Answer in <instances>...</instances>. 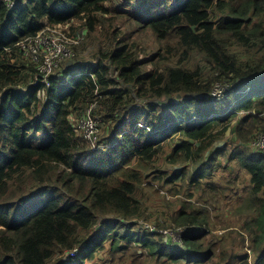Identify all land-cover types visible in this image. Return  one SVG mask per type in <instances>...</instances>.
<instances>
[{"label": "trees", "instance_id": "obj_1", "mask_svg": "<svg viewBox=\"0 0 264 264\" xmlns=\"http://www.w3.org/2000/svg\"><path fill=\"white\" fill-rule=\"evenodd\" d=\"M66 25L95 54L58 68L67 85L35 84L19 44ZM93 104L103 152L76 129ZM261 134L264 0H0V264H264ZM220 161L248 187L241 224L210 240L191 201L231 191ZM156 184L186 195L157 220Z\"/></svg>", "mask_w": 264, "mask_h": 264}, {"label": "built area", "instance_id": "obj_2", "mask_svg": "<svg viewBox=\"0 0 264 264\" xmlns=\"http://www.w3.org/2000/svg\"><path fill=\"white\" fill-rule=\"evenodd\" d=\"M3 1L8 2L9 0ZM14 5L15 2H10L11 8ZM66 26L67 29H64L62 26L44 28L36 36L26 38L19 44L23 58L34 65L38 72L35 84L43 83L45 86L50 87L51 82H57L67 85L68 80L75 77L73 75L68 77L62 73L56 75L58 68H61L65 64L66 67H69V62L77 57L78 49L84 45L86 39L84 32L71 33L70 25ZM95 106V104L91 105L76 120V129L93 146L94 150L103 152L107 149V145L100 143L101 125L92 115ZM253 145L254 148L261 149L264 152V134L258 136ZM177 233L183 234L184 231L180 230ZM164 234L172 237L174 242L180 241V239H175V236L178 234L167 231H164Z\"/></svg>", "mask_w": 264, "mask_h": 264}, {"label": "rangeland", "instance_id": "obj_3", "mask_svg": "<svg viewBox=\"0 0 264 264\" xmlns=\"http://www.w3.org/2000/svg\"><path fill=\"white\" fill-rule=\"evenodd\" d=\"M62 27L64 29H67V26H62ZM78 32H83V31H78ZM86 52H87L86 58L91 57L93 54H95V50L91 47V42H88V37H87V39H85L84 45L78 49V54H84ZM76 66L77 65L75 63L74 68H76ZM226 91H227V87H225V88L220 87L219 88V95H222V93L226 92ZM229 110H231V109H229ZM165 154L162 157L161 161L165 157ZM221 163L224 164L227 168L221 169V167H218L215 170L214 174H215V178H217V180L221 179V181H223V183H226V181L229 179V176H228L226 169L229 170V172H231V173L234 171V173L231 176V179H234L236 176H238V180H237L236 184L232 187L231 191H229L228 193L223 195V193L221 192V190H222V188H221L220 190H218V192L212 194L211 196H209L208 194H204V195L203 194L202 195L197 194L194 197V199H192V201H191V204L194 208H196V209L200 208L202 210H207L206 208H208V210H209V211L208 210L207 211L211 215V222H212L211 225L213 227V230L215 231L213 233V235L210 237V240L214 239L215 237H218V236H220V237L225 236L224 232L221 231L223 226L237 225V224L240 225L241 220L244 218V217L241 218L240 216H237L235 213H236V210H238V207L241 205V200L245 197V191L248 187V175L245 171L238 170L235 165H228L227 163L225 164L223 162H221ZM222 164H220V165L222 166ZM159 165H163V164L161 162H159ZM152 172H155V170H153ZM150 176H153V175L150 174ZM219 185L222 186L221 183ZM162 188H164V189H159L158 184H156L153 188L154 189L153 190L154 195L152 197H149L148 202H147V205L154 212V218L153 219H155V220H157L159 215H160L157 212L161 211V212H166L168 214L177 212L181 209L182 202L186 201V199H185L186 195L185 194L180 193L179 195H174L173 193L169 192V190H170L169 187L164 186ZM158 189L160 191H158ZM243 189H245L244 192L242 191ZM168 201H170L172 203V206L170 207V209L163 208L164 204ZM146 224L154 227V225H150L152 223H146ZM148 225H145V227ZM161 230H163V229H161ZM166 231L169 232L168 230H166ZM235 231H238V229L236 228ZM175 234H178V233H175ZM216 234H218V235H216ZM181 237H182V234H178L175 236V239L179 240V239H181ZM226 239H229V237L226 236ZM229 242H230V245L233 242L236 243L234 246L236 251H238L241 248V243L238 240L237 234L235 236H230ZM248 253L250 255H252V253H250L249 250H248ZM127 264H130V263L128 262ZM150 264H152V263H150Z\"/></svg>", "mask_w": 264, "mask_h": 264}, {"label": "water", "instance_id": "obj_4", "mask_svg": "<svg viewBox=\"0 0 264 264\" xmlns=\"http://www.w3.org/2000/svg\"><path fill=\"white\" fill-rule=\"evenodd\" d=\"M191 142H192V143H194V141H193V140H191Z\"/></svg>", "mask_w": 264, "mask_h": 264}, {"label": "bare ground", "instance_id": "obj_5", "mask_svg": "<svg viewBox=\"0 0 264 264\" xmlns=\"http://www.w3.org/2000/svg\"><path fill=\"white\" fill-rule=\"evenodd\" d=\"M146 132V131H145ZM144 133V132H143ZM222 154V153H221ZM221 154H219V155H221ZM218 155V154H217Z\"/></svg>", "mask_w": 264, "mask_h": 264}]
</instances>
